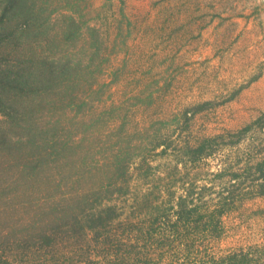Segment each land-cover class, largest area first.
Listing matches in <instances>:
<instances>
[{
    "label": "rangeland",
    "instance_id": "obj_1",
    "mask_svg": "<svg viewBox=\"0 0 264 264\" xmlns=\"http://www.w3.org/2000/svg\"><path fill=\"white\" fill-rule=\"evenodd\" d=\"M33 1L36 10H42L39 23L55 37V44L69 37L66 31L72 24L79 28L74 36L78 38L68 44V57L89 62L99 53L90 67L100 72L97 82L104 84L96 98L91 96L94 119L120 115L127 130L136 128L142 134L160 129L161 138L172 139L167 152L144 154L153 174L141 176L145 164L140 172L132 167L128 194L112 202L134 225L123 234L131 241L119 248L122 262L126 258L125 264H208L207 254L242 251L257 257L254 264H264V196L248 193L253 176L245 171L251 161L264 156V126L254 125L236 144H230L235 138L229 136L264 115V0ZM2 7L0 0V13ZM20 21L16 13L10 23ZM62 50L59 47L60 54ZM203 102H209L206 109L184 118L185 108ZM113 107L118 108L114 116ZM101 113L104 116H97ZM214 135L221 138L212 156L198 165H175L176 143ZM224 171L238 173L240 185L233 189L231 210L220 217L217 239H194L189 254L177 252L162 234L165 228L157 231L154 225L153 236L145 239L141 227L149 223L146 213L174 205L183 193L181 183L191 181L211 187L204 201L213 203L215 194L226 187L228 174L216 177Z\"/></svg>",
    "mask_w": 264,
    "mask_h": 264
},
{
    "label": "trees",
    "instance_id": "obj_2",
    "mask_svg": "<svg viewBox=\"0 0 264 264\" xmlns=\"http://www.w3.org/2000/svg\"><path fill=\"white\" fill-rule=\"evenodd\" d=\"M2 2L0 264H125L126 258L122 262L124 256L118 251L121 244H130V235L123 234L134 225L112 202L128 194L134 177L129 171L133 167L140 172L144 154L157 149L167 152L172 139L161 138L160 129L142 134L136 128L127 130L120 115L94 119L91 96L96 98L104 84L97 82L100 72L93 73L90 67L99 53L89 62L68 57L66 50L78 38L74 39L78 27L72 24L66 31L69 37L55 44V37L48 36L39 23L42 10H36L35 1ZM16 13L20 23H10ZM66 18L75 23L72 14ZM36 34L46 35L45 39L35 38ZM59 47L65 49L61 54ZM207 106L209 102L185 108L183 116L189 119L187 113L194 116ZM117 109L112 108L113 116ZM254 125L264 126V115L229 133L235 138L230 144L238 143ZM219 138L194 137L176 143L175 165H198L208 159ZM145 165L142 177L153 174ZM248 166L245 171L253 176L248 193L264 196V156ZM224 173L228 174L226 187L215 194L213 203L204 201L211 187L181 183L183 193L174 205L146 213L149 223L141 227L145 239L153 236L154 225L157 231L165 228L162 234L176 245L177 252L188 254L194 239H217L220 217L231 210L233 189L240 185L235 171L216 177ZM77 248L81 252L75 255L78 250L72 251ZM65 249H69L68 256ZM207 255L208 264H254L257 259L242 251Z\"/></svg>",
    "mask_w": 264,
    "mask_h": 264
}]
</instances>
